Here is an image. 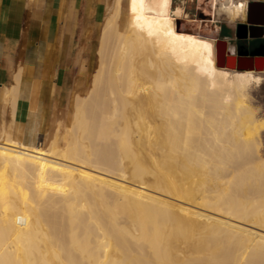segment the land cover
Instances as JSON below:
<instances>
[{
	"label": "bare ground",
	"instance_id": "obj_1",
	"mask_svg": "<svg viewBox=\"0 0 264 264\" xmlns=\"http://www.w3.org/2000/svg\"><path fill=\"white\" fill-rule=\"evenodd\" d=\"M122 3L61 139L55 128L46 144L20 71L2 93L0 264H264V116L250 96L264 57L227 67L228 41L181 30V4L130 0L123 25Z\"/></svg>",
	"mask_w": 264,
	"mask_h": 264
},
{
	"label": "crops",
	"instance_id": "obj_2",
	"mask_svg": "<svg viewBox=\"0 0 264 264\" xmlns=\"http://www.w3.org/2000/svg\"><path fill=\"white\" fill-rule=\"evenodd\" d=\"M110 1L1 0L0 125L11 122L2 93L20 71L41 99V135L52 138L65 130L74 96L89 90Z\"/></svg>",
	"mask_w": 264,
	"mask_h": 264
},
{
	"label": "rangeland",
	"instance_id": "obj_3",
	"mask_svg": "<svg viewBox=\"0 0 264 264\" xmlns=\"http://www.w3.org/2000/svg\"><path fill=\"white\" fill-rule=\"evenodd\" d=\"M251 1L253 0H211V4H208V3L201 4V0H173V3H174L173 5L177 6L181 4L184 7V10L186 12L181 18L177 20L178 24H180L179 26H181L180 27L181 30L193 32L197 34H199V31H200L201 32L200 34L202 35L210 33V32L211 34L215 33L218 36L217 39L219 38L226 39L230 47H233L234 49L239 51L241 50L243 45L247 48L250 45V43L254 45L258 43V41H254L253 38L240 39L237 37V33H236L238 25L240 23L247 22V10H248V5ZM110 4H111V1L108 3L107 15L110 10V6H111ZM122 6H123L122 22L124 25L125 22L127 23L126 19L129 18L130 16L129 14H131L130 13L131 12L130 0H123ZM212 6L214 9L212 8ZM207 8H209L208 9L209 14L207 16H204L203 13L206 11ZM226 8L227 9L233 8V10H235V13H233V15L231 16L228 13V10ZM97 59H98V53H97ZM97 65L98 63H96L95 69ZM218 66H222V65H218ZM261 74H262V80L256 83L253 87H251L250 96H252L251 102L254 106H256V111L258 109L257 113L259 115L261 114L263 117L264 116V68L263 70H261ZM12 121L13 119L11 117V122ZM261 134H263L261 137H262V141L264 145V128L262 129ZM59 136L61 139L62 133H59ZM3 138H4V134L1 133L0 131V141ZM52 138H50L49 136L46 137V141L48 140L46 144H48L50 142L49 140ZM149 158L151 157L144 156L141 158V160L144 162L146 167H150L151 165H153V161H151L152 159L150 160ZM148 159L152 163H150ZM132 160H135V157L134 159L133 157L132 159L129 157L124 158V163L126 166H128L129 169L134 167V164L130 162ZM136 161L134 162L136 163ZM129 169L127 171L130 173H127V175L129 174L130 178L134 177V173H135L134 171H136L135 170L136 167L132 169L131 171H129ZM145 174L146 172L144 173V175ZM148 176L149 177L151 176V179L153 177L151 173L148 174ZM148 176L145 175L146 178ZM149 177L146 179L147 181L148 179L150 180ZM197 209H202V208L197 207ZM196 253L198 254V252ZM196 253L195 255H197ZM198 255H200V253Z\"/></svg>",
	"mask_w": 264,
	"mask_h": 264
},
{
	"label": "water",
	"instance_id": "obj_4",
	"mask_svg": "<svg viewBox=\"0 0 264 264\" xmlns=\"http://www.w3.org/2000/svg\"><path fill=\"white\" fill-rule=\"evenodd\" d=\"M237 37L240 39L247 38H264V1L253 0L248 5L247 22L240 23L237 27ZM232 49V51L230 50ZM226 59L219 57L218 62L227 67H235V62L238 60L237 67L243 68V60L255 67L256 60L259 57H264V40L254 49L250 50L244 45L241 50L237 51L229 46Z\"/></svg>",
	"mask_w": 264,
	"mask_h": 264
},
{
	"label": "flooded vegetation",
	"instance_id": "obj_5",
	"mask_svg": "<svg viewBox=\"0 0 264 264\" xmlns=\"http://www.w3.org/2000/svg\"><path fill=\"white\" fill-rule=\"evenodd\" d=\"M261 42H262V41H258V43L255 44V45L250 43V45H249L247 48H249L250 50H252V49H254L255 47H257ZM241 44H242V43H241Z\"/></svg>",
	"mask_w": 264,
	"mask_h": 264
}]
</instances>
